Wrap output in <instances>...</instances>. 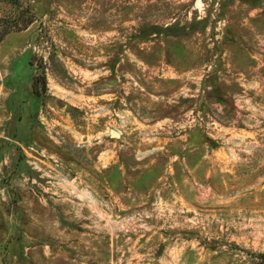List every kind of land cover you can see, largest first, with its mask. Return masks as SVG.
Masks as SVG:
<instances>
[{
  "label": "rangeland",
  "instance_id": "obj_1",
  "mask_svg": "<svg viewBox=\"0 0 264 264\" xmlns=\"http://www.w3.org/2000/svg\"><path fill=\"white\" fill-rule=\"evenodd\" d=\"M0 264H264V0H0Z\"/></svg>",
  "mask_w": 264,
  "mask_h": 264
},
{
  "label": "water",
  "instance_id": "obj_2",
  "mask_svg": "<svg viewBox=\"0 0 264 264\" xmlns=\"http://www.w3.org/2000/svg\"><path fill=\"white\" fill-rule=\"evenodd\" d=\"M110 135L113 137H119L120 133L116 130H110Z\"/></svg>",
  "mask_w": 264,
  "mask_h": 264
},
{
  "label": "trees",
  "instance_id": "obj_3",
  "mask_svg": "<svg viewBox=\"0 0 264 264\" xmlns=\"http://www.w3.org/2000/svg\"><path fill=\"white\" fill-rule=\"evenodd\" d=\"M5 33H6V32H5ZM5 33H4V34H5Z\"/></svg>",
  "mask_w": 264,
  "mask_h": 264
}]
</instances>
